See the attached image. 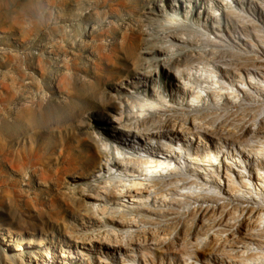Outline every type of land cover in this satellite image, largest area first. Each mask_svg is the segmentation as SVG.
Instances as JSON below:
<instances>
[{
	"label": "rangeland",
	"instance_id": "1",
	"mask_svg": "<svg viewBox=\"0 0 264 264\" xmlns=\"http://www.w3.org/2000/svg\"><path fill=\"white\" fill-rule=\"evenodd\" d=\"M189 72L207 93L197 102ZM262 118L264 0H0V264H185L173 244L201 221L170 219L174 199L131 201L127 184L144 178L131 138L153 134L162 151L192 138L184 156L248 151Z\"/></svg>",
	"mask_w": 264,
	"mask_h": 264
},
{
	"label": "bare ground",
	"instance_id": "2",
	"mask_svg": "<svg viewBox=\"0 0 264 264\" xmlns=\"http://www.w3.org/2000/svg\"><path fill=\"white\" fill-rule=\"evenodd\" d=\"M192 73L189 72L187 79L182 78L183 94L186 96L187 89L191 88L192 102H197L207 93L202 87L190 85ZM242 84L245 86L246 83ZM230 89V96L239 99L237 90L234 87ZM121 116L116 115L112 120L119 122ZM251 125L255 127L242 143L249 148L248 151L238 148L234 152L222 151L209 145L203 157L192 153L184 156L186 146L192 144V138L171 137L170 142L161 147L163 151L156 148L153 134L141 137L145 143L131 138L142 153L138 160L144 174L142 180L133 179L127 184L131 201L141 210H147L154 201L155 205L167 211L171 209L174 199L180 202L182 210L179 213L171 212L173 217L170 219L184 226L201 221V234L173 244L185 264H200V261L202 264H264V118L252 120ZM95 138L101 150L107 154L104 164L107 172L111 173L110 143L98 136ZM116 152L121 155L117 147ZM184 162L191 163L193 169L188 170L180 164ZM252 162L255 163L254 167L250 166ZM233 166H237V170ZM222 168L225 180L221 179ZM215 176H218L217 180H214ZM129 220L131 233L125 236L124 244L131 247L132 241L129 240L138 231L141 222L135 214H131ZM145 226V231L152 233L151 239L156 244L169 242V234L159 228L149 229ZM205 243L208 246H205L206 254L200 257L196 251ZM131 251L134 249L131 248Z\"/></svg>",
	"mask_w": 264,
	"mask_h": 264
}]
</instances>
